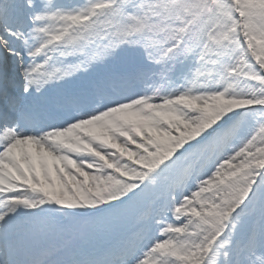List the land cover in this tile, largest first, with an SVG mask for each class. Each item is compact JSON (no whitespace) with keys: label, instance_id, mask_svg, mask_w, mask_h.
Listing matches in <instances>:
<instances>
[{"label":"snow or ice","instance_id":"1","mask_svg":"<svg viewBox=\"0 0 264 264\" xmlns=\"http://www.w3.org/2000/svg\"><path fill=\"white\" fill-rule=\"evenodd\" d=\"M0 264H264V0H0Z\"/></svg>","mask_w":264,"mask_h":264}]
</instances>
